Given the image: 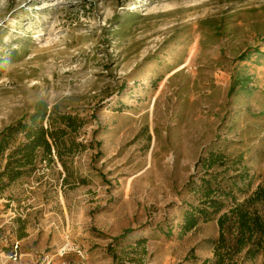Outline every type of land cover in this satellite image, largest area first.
Wrapping results in <instances>:
<instances>
[{
    "label": "rangeland",
    "instance_id": "rangeland-1",
    "mask_svg": "<svg viewBox=\"0 0 264 264\" xmlns=\"http://www.w3.org/2000/svg\"><path fill=\"white\" fill-rule=\"evenodd\" d=\"M37 100L93 149L3 194L0 264L212 263L184 185L213 149L264 189V0H0V130Z\"/></svg>",
    "mask_w": 264,
    "mask_h": 264
},
{
    "label": "trees",
    "instance_id": "trees-1",
    "mask_svg": "<svg viewBox=\"0 0 264 264\" xmlns=\"http://www.w3.org/2000/svg\"><path fill=\"white\" fill-rule=\"evenodd\" d=\"M86 123L78 114L66 112L58 104L50 106L44 100H37L20 118L2 128L0 198L14 184L56 165L66 173L62 182L68 183L74 177L73 158L93 149L91 144L86 146L74 137ZM196 169L199 176H191L184 185L193 201L185 202L177 229L182 235L216 220L214 261L205 260L201 264H237L234 258L240 254H243L242 262L259 257L264 261V207L257 208L264 202V189L251 193L253 176L241 166L240 160L231 162L222 150L206 151L198 159ZM75 180L86 183L80 177ZM172 230V226L168 227L164 234L170 236ZM130 232L114 238L113 242L122 243Z\"/></svg>",
    "mask_w": 264,
    "mask_h": 264
},
{
    "label": "built area",
    "instance_id": "built-area-1",
    "mask_svg": "<svg viewBox=\"0 0 264 264\" xmlns=\"http://www.w3.org/2000/svg\"><path fill=\"white\" fill-rule=\"evenodd\" d=\"M13 249H14V250H13V258L16 259V255H17V254H16V251H15V250L17 249V246H16V245L13 246ZM47 264H51V262L48 261Z\"/></svg>",
    "mask_w": 264,
    "mask_h": 264
}]
</instances>
